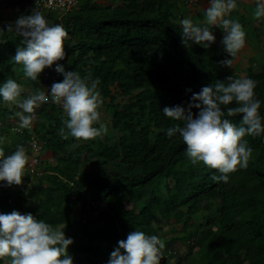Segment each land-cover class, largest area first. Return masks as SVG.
<instances>
[{
    "label": "trees",
    "instance_id": "trees-1",
    "mask_svg": "<svg viewBox=\"0 0 264 264\" xmlns=\"http://www.w3.org/2000/svg\"><path fill=\"white\" fill-rule=\"evenodd\" d=\"M176 7L177 0H76L60 11L0 0V86L8 79L27 85L21 99L37 89L47 94L54 82L63 80L55 71L59 64L99 80V112L103 108L110 116L111 135L64 140L59 135L61 118H66L62 105L49 99L36 109L32 126L21 129L15 116L21 110L0 97V147L5 154L18 146L31 154L32 136L40 146L21 185L0 181V213L16 210L53 227L65 225V237L73 240L67 250L73 264H108L118 241L135 230L165 242L160 264H264V133L244 138L252 149L247 167L230 173L227 183L217 182L212 177L218 172L202 162L191 164L178 133L167 137V129L180 122L162 112L187 107L193 93L232 75L257 82L264 125V47L261 60L250 56L245 66L237 63V72L229 74L218 62L230 56L215 42L207 49L182 44ZM2 8H7L5 14ZM34 10L68 33L65 59L45 68L36 81L26 78L22 65L10 56L21 38L14 28L7 31ZM232 14L234 18H226L244 23L238 10ZM257 29L264 32V27ZM212 31L219 38L224 35L220 28ZM241 118L229 119L239 125ZM214 207V215L193 225V214ZM174 215L181 227H172L175 234L167 235L163 226ZM177 244L186 247L184 254Z\"/></svg>",
    "mask_w": 264,
    "mask_h": 264
},
{
    "label": "clouds",
    "instance_id": "clouds-1",
    "mask_svg": "<svg viewBox=\"0 0 264 264\" xmlns=\"http://www.w3.org/2000/svg\"><path fill=\"white\" fill-rule=\"evenodd\" d=\"M237 7L236 0H209L202 25L194 24L191 18L180 20L182 44L185 47L198 44L207 49L216 40L212 28H220L224 33L221 43L231 59L218 63L231 68L233 58L246 43L243 26L237 20L226 18ZM253 15L255 19L264 17V0H257ZM13 28L21 38V46L16 47L12 59L22 65L26 78L36 81L45 68L65 59L67 31L60 24L49 25L40 11L18 17L14 24L7 26V31ZM55 71L63 75V80L54 82L47 94L37 89L21 99L24 88L15 80L8 79L0 86L3 101L21 110L15 113L19 128H30L36 119V109L51 99L62 105L66 116L61 118L63 126L59 129L62 139L71 136L88 141L101 137L107 131L106 127L103 124L94 126L100 120L99 109L103 104L97 90L99 80L91 79V73L81 77L76 71H65L59 64ZM256 87L257 82L251 78L227 76L225 80H216L202 87L199 93H193L187 107L176 105L162 111L166 117L180 122L167 129V137L171 139L178 133L186 145L191 164L202 162L220 174L212 177L214 181L227 183L230 173L246 168L252 149L244 138L264 133ZM233 103L236 106L227 107ZM193 108L198 109L196 114ZM237 115L242 117L239 125L229 119ZM28 163L29 157L23 146H18L9 155L0 147V181L8 186L21 185ZM64 227H53L31 213L21 214L16 210L0 213V260H7V264H73L67 251L73 240L65 237ZM164 248L165 242L158 236L135 230L125 240L118 241L108 264H160Z\"/></svg>",
    "mask_w": 264,
    "mask_h": 264
},
{
    "label": "rangeland",
    "instance_id": "rangeland-1",
    "mask_svg": "<svg viewBox=\"0 0 264 264\" xmlns=\"http://www.w3.org/2000/svg\"><path fill=\"white\" fill-rule=\"evenodd\" d=\"M19 2L24 3L27 7H30L31 5H34L36 3L35 0H18ZM255 0H236L237 2V10L239 14H243L245 16L244 23L242 24L245 32H246V43L245 46L240 52L237 54L235 58H233V64L231 68L225 67V70L229 74H234L237 72L235 70V64H239V66L243 67L247 64V58L250 56H254L258 59H262V52L264 47V32L263 30H258L257 28L260 26V29L264 27V17H261L260 19L254 18V11L256 4H254ZM209 0H177V7L173 10L174 15L177 16V21L180 22V20L184 18H191L196 24H202L204 23L205 16L204 11L208 7ZM16 9H19L18 6H16ZM3 13L5 14L7 11V8H2ZM231 17L234 18V14L231 13ZM213 35L216 37L215 43L218 46L219 51H224V46L221 43V40L223 38H219L217 36V33L215 31H212ZM10 56L13 57L14 53L13 51H9ZM227 59H231V57H228ZM258 65V64H257ZM255 69H257V66H254ZM24 90L27 91L29 87L27 85H24ZM110 116L108 113L104 112L103 108L100 111V120L98 122V125L100 127L101 124H103L107 131L104 132V135H111L112 129L110 126ZM38 152L31 151L30 153H26L29 157V161L33 155H36ZM215 207L211 211H204L201 210L195 214L192 215L191 221L193 225L201 224L205 221L206 215H214ZM180 217L178 215H174L169 222V225L166 224L163 226V232H165L167 235L175 234L174 230H170L172 227L174 229H179L181 227V220H179ZM177 249L182 254L185 253L186 247L183 244H177ZM173 258H170V261H172Z\"/></svg>",
    "mask_w": 264,
    "mask_h": 264
},
{
    "label": "built area",
    "instance_id": "built-area-1",
    "mask_svg": "<svg viewBox=\"0 0 264 264\" xmlns=\"http://www.w3.org/2000/svg\"><path fill=\"white\" fill-rule=\"evenodd\" d=\"M37 4H40L43 7L46 8H54V9H58V10H68L75 2L76 0H35ZM40 146L37 143V141L34 139V137H32V141H31V151L33 152H38ZM36 162V157L35 155H33V157H31L29 164L30 166H34Z\"/></svg>",
    "mask_w": 264,
    "mask_h": 264
}]
</instances>
